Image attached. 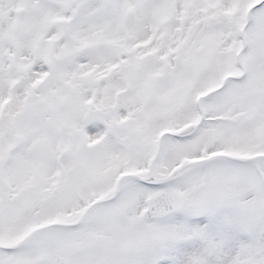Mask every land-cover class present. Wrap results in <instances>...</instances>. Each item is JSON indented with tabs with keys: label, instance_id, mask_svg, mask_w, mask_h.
Instances as JSON below:
<instances>
[{
	"label": "snow or ice",
	"instance_id": "snow-or-ice-1",
	"mask_svg": "<svg viewBox=\"0 0 264 264\" xmlns=\"http://www.w3.org/2000/svg\"><path fill=\"white\" fill-rule=\"evenodd\" d=\"M0 264H264V0H0Z\"/></svg>",
	"mask_w": 264,
	"mask_h": 264
}]
</instances>
